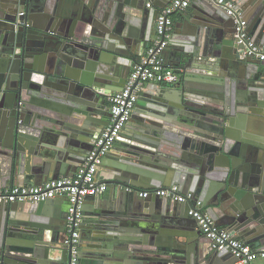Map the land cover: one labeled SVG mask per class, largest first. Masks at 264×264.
<instances>
[{
    "label": "water",
    "instance_id": "obj_1",
    "mask_svg": "<svg viewBox=\"0 0 264 264\" xmlns=\"http://www.w3.org/2000/svg\"><path fill=\"white\" fill-rule=\"evenodd\" d=\"M169 2L0 0V186L47 174L50 162L29 166L33 154L55 159L53 179L65 164L75 170L84 162L108 124L105 99L123 88L153 40L152 14ZM234 2L248 14L251 39L264 46V0ZM198 7L184 14L182 42L165 48L174 52L179 84L153 88L155 101L131 129L133 139L115 163L99 166L118 205L107 197L94 204L84 222L93 241L81 244L84 264H234L232 253L197 232L188 204L139 196L172 186L203 198L218 226L264 250V62L242 55L224 9L210 0ZM215 49L229 61L226 75L200 63L204 50ZM144 100L138 95L132 118ZM254 121L262 138L245 133ZM53 133L52 152L39 151ZM52 203H0V264L67 261L65 217L50 219Z\"/></svg>",
    "mask_w": 264,
    "mask_h": 264
},
{
    "label": "built area",
    "instance_id": "obj_2",
    "mask_svg": "<svg viewBox=\"0 0 264 264\" xmlns=\"http://www.w3.org/2000/svg\"><path fill=\"white\" fill-rule=\"evenodd\" d=\"M224 9L232 21L233 37L241 46V53L264 62V46L255 43L248 32V20L241 8L232 0H210ZM191 0H170L158 12L154 24V37L144 55L133 64L122 89L108 96V124L93 143L84 162L71 176L49 179L33 186H0V203L36 202L55 197H66L65 238L63 244L69 257L64 264H79L83 222L82 202L87 196L97 195L107 187L96 179V172L104 157L112 148L121 129L129 121L138 95L147 83L174 87L180 82L175 69L164 64L162 51L167 47L174 24L173 16L187 8ZM150 6V3H147ZM24 9L19 10L18 15ZM21 25L24 22L19 21ZM131 191V188H127ZM159 195L188 204V214L197 223L202 235L211 248L227 250L234 255V264H255L257 258H264V250L257 251L243 240L234 237L225 228L216 224L206 212L203 201L191 192L182 193L177 186L154 190H143L139 196Z\"/></svg>",
    "mask_w": 264,
    "mask_h": 264
},
{
    "label": "crops",
    "instance_id": "obj_3",
    "mask_svg": "<svg viewBox=\"0 0 264 264\" xmlns=\"http://www.w3.org/2000/svg\"><path fill=\"white\" fill-rule=\"evenodd\" d=\"M204 4H205V0H191V3H190V5L187 8H185L184 10L174 14V16H173L174 24H173L171 35H170V38H169V42L173 41V40L176 41L175 43L182 42V40H183L182 37L184 35L183 30L185 28L184 21H183V18L185 17L184 14L191 15V12L193 10L197 11L199 9L198 6H203ZM236 4L238 5V3H236ZM146 7H148V6H146ZM21 9H24V7L20 6L19 10H21ZM241 10L243 11L245 18L248 20V14H246L242 8H241ZM229 19L231 21L230 17H229ZM154 24H155V18H154L153 14H152V23H151V25H152V37H154ZM231 29L233 30L232 25H231ZM249 35H250V33H249ZM218 53H219L218 49H215L214 53H212V51L211 52L210 51L206 52V50H204V54L200 58L201 62L200 61L199 62L201 64L206 65V66L210 65L212 67H217L215 71L212 70V71H214V73H220V75H226V70H223V65H226V67H228L227 70H231L229 68V61L226 62L225 60H220L218 58V56H219ZM162 58H163L164 64L166 66L172 68L173 63H174V52H173V50L165 49L164 52L162 53ZM200 69L204 70L202 68H200ZM187 82L189 84V88H192V86L194 84L193 80L191 79V81H190L188 79ZM157 85L158 84H156V83H147L144 86V88L140 91L139 96H142L145 99L144 100V104L140 106V112L138 113V115L135 114V116H134L135 118L130 117L129 121L121 129L116 141L112 145V148L108 152L107 156L103 159L105 161V163H107V164L115 163L116 159L118 158V156H120V152H118V151L122 147H124V144H125L126 141H130V140L133 139V131L131 129L132 128H136L138 125H140L141 124V121H140L141 118H143V116L148 114V110H149L148 109L149 108L148 105H151L155 101L154 97L150 96V95H151V93L153 91V88H155ZM174 87H176V86H174ZM104 104L107 106L106 107L107 109H106V112H105L106 115H104V119L108 121L109 112H108V99L107 98L105 99V103ZM254 111H255V109H254ZM240 121H241V123L245 122L243 119L240 120ZM239 125H241V124L239 123ZM257 125H258V123L256 121L251 122V123H247V125L244 126V127H247V130H245V133L250 135V136H252V135L254 136L255 135V137H257V138H262V136L260 135V133H262V129L259 128ZM128 126H129L130 129L128 128ZM241 127H242V125H241ZM238 128L239 127H237L238 131L240 130V132H243V130L238 129ZM53 134H48V136L45 138V140L42 143L38 144V145L41 144V148H39V151H43V153H45V154L46 153L50 154L52 152L51 150L54 147V141L56 140V138L58 136L57 133H53ZM37 153H38V151H37ZM40 153H42V152H40ZM54 161H55V159H50V158H48V157H46V156H44L42 154H38V155L33 154L32 158H31V161L29 163V166H36V165H41V163L50 162L51 163V167L49 169V172L47 174H44L42 176V178L37 180V182H35V183H33V182L30 183V182L26 181V183H24L23 185L22 184L12 185L10 183V185H8V186H10V187L11 186H33V185L41 184L42 182H44L46 180L53 179V178H51L52 177L51 175L53 173ZM62 162H63V160H62ZM68 167L69 166H66V164H65V168H63L60 171H58V173H57V174H59L58 178L71 176V175L74 174L76 169L75 170H73V169L71 170ZM107 175H108V173L106 172V170L103 169L102 167H100L97 170V172H96V179L99 182H104L105 177H107ZM21 183H23V182H21ZM108 192H109V188H107V189L105 188V190H103L101 193L95 195L94 197H89V196L85 197V199L82 202L84 216H83V222L81 224V229H80V234H81V238L80 239H81V244L83 245V247H85V245L93 243L91 231L88 228H84V227L88 226L87 224L85 225L84 222L89 220V218L92 217L91 214H93V213H95L97 211L95 209L96 207H94V204L97 202V200L100 199L101 201H103V200H106V197H107V198L110 199V203L112 205L113 204H115V206L118 205L117 201L116 202L115 201L111 202L115 198V196L111 195V194L108 195ZM197 197L200 198L203 201V205H204L203 198H201L200 196H197ZM53 200L56 201V205H55V203H52V208H51L50 214L48 212H47V214H49V217H52L50 219L53 220V221H55V220L58 221L59 219L63 221L64 214L61 211L62 210L65 211V209H66V205H67L66 197H55V198H53ZM58 202H61V206L58 204ZM53 218H55V220ZM192 223H193V221H192ZM194 226H195L197 232L201 233L197 223L194 222ZM62 235L65 238V232ZM201 236L206 240V238L202 235V233H201ZM252 247L256 250V248L254 246H252ZM85 259H87L86 256L85 257L84 256L83 257L82 256L79 257V264H84L85 263ZM255 264H264V258H257L256 261H255Z\"/></svg>",
    "mask_w": 264,
    "mask_h": 264
},
{
    "label": "flooded vegetation",
    "instance_id": "obj_4",
    "mask_svg": "<svg viewBox=\"0 0 264 264\" xmlns=\"http://www.w3.org/2000/svg\"><path fill=\"white\" fill-rule=\"evenodd\" d=\"M18 12H19V10H18ZM26 14V12H25V9H24V11H23V13L20 15L21 17L22 16H24ZM17 15H18V13H17ZM21 22H23V21H21ZM25 22V21H24Z\"/></svg>",
    "mask_w": 264,
    "mask_h": 264
}]
</instances>
